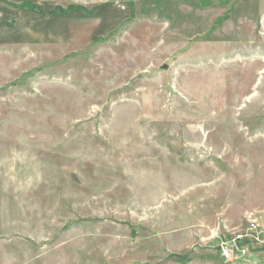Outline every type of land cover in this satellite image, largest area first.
Returning <instances> with one entry per match:
<instances>
[{
  "label": "rangeland",
  "instance_id": "1",
  "mask_svg": "<svg viewBox=\"0 0 264 264\" xmlns=\"http://www.w3.org/2000/svg\"><path fill=\"white\" fill-rule=\"evenodd\" d=\"M0 264H264V0H0Z\"/></svg>",
  "mask_w": 264,
  "mask_h": 264
},
{
  "label": "built area",
  "instance_id": "2",
  "mask_svg": "<svg viewBox=\"0 0 264 264\" xmlns=\"http://www.w3.org/2000/svg\"><path fill=\"white\" fill-rule=\"evenodd\" d=\"M244 237L242 235H237L233 238L232 242H229L224 246L222 249V254L225 258L230 259L233 252H236L239 250V242L243 240Z\"/></svg>",
  "mask_w": 264,
  "mask_h": 264
},
{
  "label": "water",
  "instance_id": "3",
  "mask_svg": "<svg viewBox=\"0 0 264 264\" xmlns=\"http://www.w3.org/2000/svg\"><path fill=\"white\" fill-rule=\"evenodd\" d=\"M164 68L166 69L167 68V65H165Z\"/></svg>",
  "mask_w": 264,
  "mask_h": 264
}]
</instances>
